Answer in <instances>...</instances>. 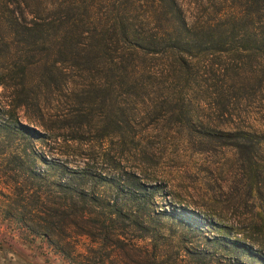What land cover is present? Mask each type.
I'll return each instance as SVG.
<instances>
[{
    "label": "trees",
    "instance_id": "16d2710c",
    "mask_svg": "<svg viewBox=\"0 0 264 264\" xmlns=\"http://www.w3.org/2000/svg\"><path fill=\"white\" fill-rule=\"evenodd\" d=\"M0 87L13 120L0 129H29L23 118L38 140L96 147L120 175L112 190L142 186L152 137L230 149L229 189L203 205L222 240L240 234L264 261V124L249 105L264 94V0H0Z\"/></svg>",
    "mask_w": 264,
    "mask_h": 264
},
{
    "label": "rangeland",
    "instance_id": "374dc122",
    "mask_svg": "<svg viewBox=\"0 0 264 264\" xmlns=\"http://www.w3.org/2000/svg\"><path fill=\"white\" fill-rule=\"evenodd\" d=\"M249 105L264 124V94ZM19 121L29 129H0V264H264L243 251L259 247L242 235L234 234L238 244L222 240L224 218L203 205L207 192L229 189L230 149L221 156L188 139L152 137L142 186L112 190L106 176L120 175L96 147L86 158L88 147L63 134L38 140L30 129L40 126ZM12 122L0 113V123ZM139 160L126 155L125 170Z\"/></svg>",
    "mask_w": 264,
    "mask_h": 264
}]
</instances>
